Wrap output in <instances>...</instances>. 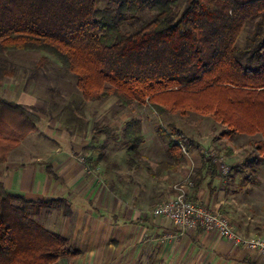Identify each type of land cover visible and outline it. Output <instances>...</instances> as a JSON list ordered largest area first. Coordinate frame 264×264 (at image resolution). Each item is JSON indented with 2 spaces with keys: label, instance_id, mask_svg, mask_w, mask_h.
<instances>
[{
  "label": "trees",
  "instance_id": "1",
  "mask_svg": "<svg viewBox=\"0 0 264 264\" xmlns=\"http://www.w3.org/2000/svg\"><path fill=\"white\" fill-rule=\"evenodd\" d=\"M143 11L153 17L136 27ZM19 50L53 56L86 100L116 96L124 107L203 114L229 138L260 134L244 162L251 181L264 166V0H108L102 7L97 0H0V67L5 53ZM40 120L0 95V164ZM169 126L157 132L173 162L200 149L176 123ZM93 131L112 127L95 124ZM122 137L128 164L140 167L142 119H128ZM48 172L58 177L52 166ZM61 207L71 212L64 199H31L0 180V264H57L79 254L73 240L35 217Z\"/></svg>",
  "mask_w": 264,
  "mask_h": 264
},
{
  "label": "crops",
  "instance_id": "2",
  "mask_svg": "<svg viewBox=\"0 0 264 264\" xmlns=\"http://www.w3.org/2000/svg\"><path fill=\"white\" fill-rule=\"evenodd\" d=\"M52 123L48 120L45 130L50 138L47 146L40 149L34 140L30 146L29 141L22 142L18 155L10 153L0 164V180L8 190L31 199L66 200L70 213L63 207L44 208L35 216L80 249L79 254L58 263L264 264L258 250L231 242L218 230L183 231L170 218L153 212V207L175 195L176 183L191 175V200L227 216L243 235L264 237L262 170L251 181L248 173H234L233 165L241 164L240 160L230 161L214 146L201 145L186 153L183 161L173 162L168 151L166 158L148 156L145 143L138 168L128 162L93 168L80 159L86 140L66 130L56 131ZM162 161L169 163L160 166ZM225 164L231 169L227 174ZM48 166L58 177L48 172Z\"/></svg>",
  "mask_w": 264,
  "mask_h": 264
},
{
  "label": "rangeland",
  "instance_id": "3",
  "mask_svg": "<svg viewBox=\"0 0 264 264\" xmlns=\"http://www.w3.org/2000/svg\"><path fill=\"white\" fill-rule=\"evenodd\" d=\"M107 1L97 0V5L105 6ZM151 17L153 14L143 11L135 21L136 27ZM4 56L6 58V61L2 63L4 68L0 67V95L34 110L41 116L36 128L25 134L9 152L8 157L10 153H14L11 154L13 156L18 155L23 148L20 147L22 142L29 141L26 144L30 146L34 140L36 143L39 142L40 149L46 147L47 141L50 142L49 135L45 131L48 120L54 121L52 124L56 131L66 130L67 133L76 134L81 140H86L87 145L80 158H84L85 161L91 158L89 166L93 168L101 166L100 168L103 169L114 162L122 166L127 163V146L122 137V131L125 122L132 117L143 121L146 136L145 151L148 156L156 159L167 157L166 144L159 137L157 128L163 125L170 129L169 124L176 123L199 141L203 148L214 146L230 161L240 160L241 170L235 168L237 164L233 165L234 173H248L244 162L246 157H250V141L262 139L260 134H237L230 138L224 137L223 126L217 124L212 117L195 112L182 114L178 111L159 114L147 104L124 107L116 96L101 100H86L77 87L75 76L63 68L53 56L40 51L20 50L7 52ZM44 57H46L45 60H43ZM95 124L111 126L112 131L98 134L93 131ZM227 145H230L231 150ZM232 146L237 150L236 152H233ZM140 264H149V262L140 261Z\"/></svg>",
  "mask_w": 264,
  "mask_h": 264
},
{
  "label": "built area",
  "instance_id": "4",
  "mask_svg": "<svg viewBox=\"0 0 264 264\" xmlns=\"http://www.w3.org/2000/svg\"><path fill=\"white\" fill-rule=\"evenodd\" d=\"M185 151V149H184ZM217 155L216 152L212 153ZM85 161L84 158H80ZM224 173L230 172V166L225 164ZM194 185V179L188 175L183 180L174 185L175 195L169 200L157 205L153 212L158 215H164L173 220L181 230L203 227L209 230H218L227 240L258 250L264 255V237L246 236L240 233L233 225L231 220L220 212L214 211L209 207L191 200L188 196V190Z\"/></svg>",
  "mask_w": 264,
  "mask_h": 264
}]
</instances>
